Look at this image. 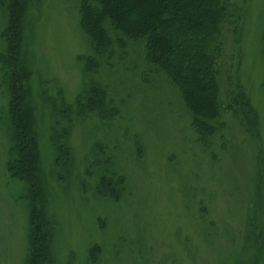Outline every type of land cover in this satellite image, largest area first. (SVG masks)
Segmentation results:
<instances>
[{"label": "rangeland", "instance_id": "obj_1", "mask_svg": "<svg viewBox=\"0 0 264 264\" xmlns=\"http://www.w3.org/2000/svg\"><path fill=\"white\" fill-rule=\"evenodd\" d=\"M80 1L32 0L23 20L53 264H264V0H230L243 19L238 39L225 29L221 115L203 142L177 89L162 74L142 80L132 53L118 59L116 51L113 67L95 76L85 71ZM5 10L0 5V34ZM93 83L106 88L114 118L74 107ZM62 103L73 116L63 127L68 174H57L51 142ZM8 105L0 71V264H25L30 202L27 186L8 172ZM103 178L122 181L115 198L98 194Z\"/></svg>", "mask_w": 264, "mask_h": 264}, {"label": "trees", "instance_id": "obj_2", "mask_svg": "<svg viewBox=\"0 0 264 264\" xmlns=\"http://www.w3.org/2000/svg\"><path fill=\"white\" fill-rule=\"evenodd\" d=\"M31 4L32 0H0L8 14V25L0 34L5 44L0 53V71L9 96L14 155L8 172L22 181L28 191L30 235L25 264H53L34 112L28 101L27 72L21 57L23 20ZM79 15L80 28L89 40L90 54L84 58L88 74L95 76L103 68H112L116 51L118 59L126 56L125 51L132 53L140 61L142 80L151 74H162L177 89L199 141L214 136L222 108L224 34L231 27L238 39L243 19L238 7L230 0H81ZM226 75L230 81L231 72ZM88 90L85 104L81 105L78 98L74 107L101 119L114 118L115 109L106 88L93 83ZM233 100L241 110L248 109L243 96L236 94ZM71 108L72 105L56 108L55 112L51 142L58 157L57 174L69 173L70 154L65 144L68 129L61 128L60 122L65 121L68 126L73 123ZM121 186V180L103 178L97 192L115 198L113 195L119 193Z\"/></svg>", "mask_w": 264, "mask_h": 264}, {"label": "bare ground", "instance_id": "obj_3", "mask_svg": "<svg viewBox=\"0 0 264 264\" xmlns=\"http://www.w3.org/2000/svg\"><path fill=\"white\" fill-rule=\"evenodd\" d=\"M63 104H64V103H63ZM63 104H62V106H61V110H62V109H65L66 107L69 106V105H66V104L63 105ZM60 127H62V128L65 127V122H62V121H61V122H60Z\"/></svg>", "mask_w": 264, "mask_h": 264}]
</instances>
